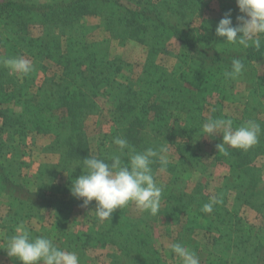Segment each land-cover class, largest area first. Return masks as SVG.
I'll return each instance as SVG.
<instances>
[{
    "label": "trees",
    "instance_id": "16d2710c",
    "mask_svg": "<svg viewBox=\"0 0 264 264\" xmlns=\"http://www.w3.org/2000/svg\"><path fill=\"white\" fill-rule=\"evenodd\" d=\"M133 1V7L128 9L126 0H52L45 4L36 0H0V46L4 39L14 42V46L22 50L33 65V71L21 77L0 64V104L9 106L2 116L7 119L4 126L9 128L10 135L20 137V143L31 133L52 137L56 147L65 145L63 163L40 165L35 187L31 190L20 186L0 163V190L15 197L22 211H32L35 205L58 211L80 208L82 201L70 194V188L72 181L84 171V159L97 157L107 160L119 154L113 144L115 137L126 139L130 149L137 152L149 147L166 149L174 131L169 122L173 117L178 118V113L183 117H179L178 127L181 142L175 148V162L167 165L166 172L170 176L162 187L158 213L153 216L141 212L135 217L127 210L131 203L116 210L120 219L113 217L114 211L110 223L99 221L93 213L89 217L93 225H98L95 235L102 237L101 246L121 251L124 243H130L139 248V256L131 258L134 264H168L162 255L151 250L150 233L159 225H174L179 226L175 243L185 241L193 244L188 236L197 231L202 232L204 238V235L210 236L206 238V255L200 259V264H264V226L247 235L245 224L237 215L242 206L253 208L259 200L264 202V184L260 178L255 175L224 177L219 191L222 213L217 211V205L211 213L203 212V205L210 200L201 196L197 186L186 193V181L183 179L190 162L198 158L190 145L192 133L199 132L210 118L216 119L212 114L207 117L204 107L206 96H211L214 88L226 81L250 77V94L264 100V75L256 78L248 70L249 67L254 71L253 64L264 62V43L259 51L223 44L224 39L215 36V27L221 18L207 19L203 26L205 31L197 34L186 19L197 13L198 0ZM86 16L98 18V26L108 32L109 39L90 43L78 41L71 43V49L64 50L59 39L82 34L86 29L82 19ZM35 25L43 28L44 35H30V29ZM167 32H170L168 37ZM51 35L58 37L51 38ZM170 39L185 50L187 60L172 70L154 63L155 57L157 59L165 53ZM110 41L124 45L132 41L146 50L143 70L146 77L139 91L118 80L125 61L112 55ZM10 54L0 50V58H8ZM40 55L44 62L37 60ZM233 59H241L245 71L237 79H228L225 73L230 70ZM40 75L43 81L37 84ZM208 77H211L210 81ZM100 88H104L102 98L110 104L111 131L103 137L98 135L97 145L92 147L88 136L78 130V122L82 117L99 112L97 91ZM260 108L252 106L250 111L244 108L241 121H234L233 127L248 120L259 123L261 134L254 146L259 155L264 156V111ZM152 125L153 129H150ZM2 151L0 139V157ZM190 151L193 155L187 157L186 153ZM128 152L126 149L122 156L125 161ZM235 153L241 155V150L235 149L223 157L231 163H228L229 167L237 169L240 166L232 163L236 161ZM222 158L213 160L227 163ZM71 163L75 167L69 169L67 165ZM158 166V162L151 165L152 169ZM55 170H58L60 179L63 177V183H50L45 178ZM230 191L234 195V207L231 209L225 208L223 201ZM93 204L94 201L84 208L91 209ZM214 222L221 226L214 227L215 233H211ZM47 232L43 230L44 235ZM84 235L81 230L68 235L66 250L78 246ZM87 239L92 238L89 235ZM193 248L197 254L199 243H195Z\"/></svg>",
    "mask_w": 264,
    "mask_h": 264
},
{
    "label": "rangeland",
    "instance_id": "374dc122",
    "mask_svg": "<svg viewBox=\"0 0 264 264\" xmlns=\"http://www.w3.org/2000/svg\"><path fill=\"white\" fill-rule=\"evenodd\" d=\"M36 1L45 4L52 0ZM126 1L125 6L128 9L129 7H133V0ZM197 5H199V8L194 17L186 19V21L191 22L194 30H197V34L205 31L203 26L206 25L207 19L214 20L222 18L225 13L231 11L233 23H236V17L240 15L235 0H198ZM82 23L86 25V29L78 37L59 39L64 50L71 49V43L78 41L90 43L109 39L108 32L98 26V18L86 16L82 19ZM42 33L44 35V30L38 25L30 29V35L32 37L42 36ZM169 33H165L167 37ZM50 37L53 38L58 36L51 35ZM12 39L13 38H10V40ZM167 43V50L164 54L158 56L157 59L155 57L154 63L161 64L167 69L172 70L180 62L187 60L185 59V50L182 49L176 41L170 39ZM14 45V42L4 39L2 46H0V50L10 52L11 54L8 58L23 57L28 60L22 50ZM110 45L112 47V55L122 58L125 61L124 70L122 74L118 76V80L124 82L134 91H139L146 77L143 71L147 59L146 50L132 41L127 42L125 45L117 41H110ZM37 60L39 62H44L42 55L38 56ZM253 67L254 71L249 67L248 70L250 73L252 72V75L256 78L264 75V62L255 63ZM56 73L61 74L59 71ZM42 79V75H40L36 83L39 84L40 81H43ZM249 79L250 77L246 80L241 79L234 82L226 81L218 86V88H214L212 90V95L206 96L207 99L204 102L206 116L208 117L209 114H212L213 116L215 115L216 118H227L231 119L233 122L236 121L239 123L244 108L250 111L252 106H257L261 107V111H264V100L255 98L250 94L251 85L248 83ZM208 80L210 81L211 77H208ZM103 89L104 88H100L97 91L99 96L97 99L100 108L99 112L95 115L82 117L78 122V127H80L78 130L80 129V131H83L88 136L92 147L97 145L96 138L98 135L103 137L111 131L108 116L110 104L101 96ZM8 107L7 104H0V139L3 142L0 163L12 174V178L20 183V186L31 190L35 187V179L40 165H59L63 163L65 145L56 147L52 142V137L34 136L31 133L26 135L20 143V137L17 134L10 135L9 128L4 126L7 119L6 117L3 119L2 116L7 113L6 110ZM176 115L178 118L173 117L169 122V126L173 127L174 131L166 147L165 154L168 157V164L175 162V148L181 142L178 137V127H180L179 117H182V115H178V113H176ZM238 126L239 125L236 124V127ZM150 129H153V125L150 126ZM221 142L222 136L219 134L215 137L208 138L203 137L201 130L192 133L190 145L194 148L192 151L197 153L198 158L190 162L191 166L187 168L186 172L183 174V179L186 181V193L189 194L191 189L197 186L201 196L208 197V200L213 198L219 200V191L222 188L224 177L227 176L229 178H236L237 176L247 178L255 175V177L260 178L261 182L264 184V156L259 155L255 146L247 151L241 150V155L238 154L239 152L237 154L235 153L236 157L232 154V158H236V161L233 160L232 163L240 166L235 169L229 167V162L226 157H223V154L218 152L216 145ZM234 150L235 149H229L228 153H232ZM192 153L191 151L187 152L186 156L190 157L193 155ZM216 157H223L222 159L226 160L227 163L215 162L213 159ZM242 161L243 163L241 166ZM67 167L72 169L75 167V164L71 163L67 165ZM16 168L18 170H15ZM159 168L160 166L154 168L153 174L157 184L163 187V185L169 181L170 174H168V172L161 173ZM59 175L58 170H55V172L46 175L45 178L50 183H63V177L60 179L61 176ZM223 201L225 203V208L231 209L234 207V195L232 191L226 195ZM215 205L218 206L217 211L222 213L221 211H223V209L220 208L222 203L220 202ZM95 206L94 201L91 209L80 207L73 211H58V209L55 208L39 207L35 205L32 211H22L18 207V201L15 197L5 194L0 190V264H19L18 261L9 258L7 252L3 249L6 238L14 235L16 226L21 223L26 226L33 237L44 236L52 238L53 242L62 249H66L65 245L68 244V235L74 231H83L86 236L84 235L85 237L81 239L78 246L69 250L78 254L80 264H134L131 258L136 259V257L139 256V248L137 246L124 243L121 251H117L113 247L101 246L103 241L102 237L95 235L98 225H93L90 221L91 217H89L94 213ZM127 210L130 215L135 217L139 216L142 212L137 209L134 204L127 207ZM237 215L245 224L246 234L252 235L257 228L264 226V202L259 200L253 208L242 206L238 209ZM113 217L115 219H120V217H118V211L113 214ZM220 226L221 224L214 222L212 224L213 231L211 233H215L214 227L218 228ZM43 230L48 232L44 235ZM178 230L179 226L159 225L150 233L151 250L162 255V258L165 259L168 264H180L179 259L170 250V245L176 241ZM89 235L92 239H87ZM204 236L205 238L202 232L197 231L193 235L188 236L193 240V244H188L185 241L176 243H182L185 247L194 252H196L193 248L194 244L199 243L200 248L197 255L199 259H203L206 255L205 245L208 244L206 238H210L209 235Z\"/></svg>",
    "mask_w": 264,
    "mask_h": 264
},
{
    "label": "clouds",
    "instance_id": "9594fccd",
    "mask_svg": "<svg viewBox=\"0 0 264 264\" xmlns=\"http://www.w3.org/2000/svg\"><path fill=\"white\" fill-rule=\"evenodd\" d=\"M235 3L240 13L236 17V24H233L231 11L225 13L215 27V36L223 38V44L259 51L264 43V0H235ZM0 64L21 77L33 71L32 63L23 57L0 58ZM244 71L243 61L233 59L225 76L237 79ZM201 131L203 137L221 135L222 142L216 147L219 153L227 156L229 149L247 151L256 145L261 126L248 120L234 128L231 119L210 118L202 125ZM113 144L117 146L119 154L107 160L87 157L82 161L84 171L72 181L70 194L82 201L81 207L95 201L94 214L99 221L110 223L114 211L130 203L140 211L155 216L159 211L163 188L157 184L151 165L158 162L159 171L166 172V149L149 147L137 152L130 149L128 141L121 137H115ZM126 149L129 150L127 161L122 159ZM218 203L220 201L213 198L203 205L202 211L211 213ZM3 250L19 264H80L76 252L58 247L52 238L33 237L22 223L16 226L14 235L6 238ZM170 250L180 264H200L198 255L182 243H172Z\"/></svg>",
    "mask_w": 264,
    "mask_h": 264
}]
</instances>
